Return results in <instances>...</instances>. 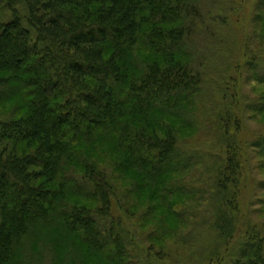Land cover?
<instances>
[{"label": "trees", "instance_id": "obj_1", "mask_svg": "<svg viewBox=\"0 0 264 264\" xmlns=\"http://www.w3.org/2000/svg\"><path fill=\"white\" fill-rule=\"evenodd\" d=\"M203 2L0 0V96L16 94L24 111L0 119V264L21 241L19 264H154L141 255L139 221L157 215L147 235L162 245L188 227L201 198L187 180L203 159L181 148L173 121L190 127L202 96L194 54ZM252 26L259 53L251 66L264 85V0ZM227 145L211 193H201L225 243L241 166L240 149ZM252 145L264 158V136ZM38 223L72 231L88 252L65 239L62 259L51 244L34 252L24 239ZM226 264H264L262 232L251 228Z\"/></svg>", "mask_w": 264, "mask_h": 264}, {"label": "rangeland", "instance_id": "obj_2", "mask_svg": "<svg viewBox=\"0 0 264 264\" xmlns=\"http://www.w3.org/2000/svg\"><path fill=\"white\" fill-rule=\"evenodd\" d=\"M259 2L262 0L203 2V23L194 54V62L204 79L202 96L190 127H182L179 122L173 121L174 129L178 130L181 148L190 154H198L203 159L187 180L189 186L196 190L195 194L200 193L193 198L194 201L197 197L201 199L192 204L194 210L188 209L189 213L195 215L187 223L188 227L181 230L177 237L167 236L163 245L150 238L152 235H147L152 230L155 232L152 225L157 215L153 211L148 225L142 224V221L137 223L136 240L140 244L141 255H147L151 263L226 264L230 254L238 250L251 228L264 235V158L252 145L259 137L264 136V111L257 110L264 101V85L256 80V73H260L251 66L252 60H258L259 53L256 48L259 39L256 37L257 40L253 41L252 26ZM245 44L257 59L251 58L252 54L246 55ZM21 106L22 100L16 94L0 96V119L18 118L24 113ZM228 141L240 149L241 166L237 183L238 205L234 211L235 232L225 243L213 230L211 217L213 215L214 218V206L208 199L204 202L206 198H202L201 193H211L210 176L217 168H221L228 153ZM118 187L125 192L124 183L119 182ZM136 200L139 198L134 196L130 200L131 204ZM136 202L138 208H134V211L137 214L142 202ZM81 203L91 208L96 206L91 202ZM151 204L154 208L158 203L154 201ZM143 211L146 212V209ZM133 217L135 222L139 220V214ZM173 223L172 219L168 221L169 226ZM52 227H44L42 223H38L26 232L24 240H31L34 252H38L42 244V248L51 244L58 259L66 255L65 240L74 241V247L80 254L88 252V247L76 239L75 233ZM146 237H149L148 241ZM21 246L25 247L24 241L19 243L15 257L8 264L20 263Z\"/></svg>", "mask_w": 264, "mask_h": 264}]
</instances>
